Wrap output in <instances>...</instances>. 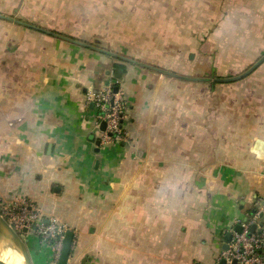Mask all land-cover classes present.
Returning <instances> with one entry per match:
<instances>
[{
  "label": "crops",
  "instance_id": "1",
  "mask_svg": "<svg viewBox=\"0 0 264 264\" xmlns=\"http://www.w3.org/2000/svg\"><path fill=\"white\" fill-rule=\"evenodd\" d=\"M263 56L264 0H0V195L68 225V264H215L264 198ZM115 81L122 140L89 98Z\"/></svg>",
  "mask_w": 264,
  "mask_h": 264
},
{
  "label": "built area",
  "instance_id": "2",
  "mask_svg": "<svg viewBox=\"0 0 264 264\" xmlns=\"http://www.w3.org/2000/svg\"><path fill=\"white\" fill-rule=\"evenodd\" d=\"M118 82L108 84L100 93L89 97L97 107L95 127L100 129L103 121L107 128L103 134L108 139H125L122 121L126 101L120 90L115 91ZM254 213H248L246 220H239L241 231L232 229L228 249H223L215 264H264V198L260 199ZM0 214L20 234L27 228L39 240L52 247L55 258L60 259L64 238L69 231L66 223L57 217H46L42 210L26 199L7 200L0 195ZM256 226L255 231L252 228ZM35 228V229H34Z\"/></svg>",
  "mask_w": 264,
  "mask_h": 264
},
{
  "label": "water",
  "instance_id": "3",
  "mask_svg": "<svg viewBox=\"0 0 264 264\" xmlns=\"http://www.w3.org/2000/svg\"><path fill=\"white\" fill-rule=\"evenodd\" d=\"M264 61V56L260 58L257 63H255L252 66V69L258 67L262 62ZM123 70L122 69H116L115 71V77L118 79L122 78ZM119 88L115 87V91L118 92ZM99 91H96L98 93ZM107 128V123L105 121L102 122L100 129L102 131H105ZM35 229V228H34ZM256 226L252 228V231H255ZM236 231L240 232L241 231V226H237L235 228ZM29 233V230L25 228L23 230V233L20 234L17 232L11 225L10 223L6 220V218L0 214V236H5L8 239H10L20 251V253L24 257L25 264H34L31 250L29 248V239L25 237V235ZM74 232L69 230L64 238V246L63 250L59 259L58 264H68L71 252H72V246H73V241H74ZM232 239V232H228L225 235V243L223 246V249H228V242ZM85 260L81 264H84ZM0 264H6L3 260L0 259Z\"/></svg>",
  "mask_w": 264,
  "mask_h": 264
},
{
  "label": "bare ground",
  "instance_id": "4",
  "mask_svg": "<svg viewBox=\"0 0 264 264\" xmlns=\"http://www.w3.org/2000/svg\"><path fill=\"white\" fill-rule=\"evenodd\" d=\"M0 259L6 264H25L24 257L15 244L5 236H0Z\"/></svg>",
  "mask_w": 264,
  "mask_h": 264
},
{
  "label": "trees",
  "instance_id": "5",
  "mask_svg": "<svg viewBox=\"0 0 264 264\" xmlns=\"http://www.w3.org/2000/svg\"><path fill=\"white\" fill-rule=\"evenodd\" d=\"M116 66L120 67L121 65H120V64H116ZM251 66H253V65H251ZM251 66H250V67H251ZM230 79H232V78H229L228 80H230ZM255 210H256L255 208L251 209L250 213H254Z\"/></svg>",
  "mask_w": 264,
  "mask_h": 264
},
{
  "label": "rangeland",
  "instance_id": "6",
  "mask_svg": "<svg viewBox=\"0 0 264 264\" xmlns=\"http://www.w3.org/2000/svg\"><path fill=\"white\" fill-rule=\"evenodd\" d=\"M263 221H264V217H263V219H262Z\"/></svg>",
  "mask_w": 264,
  "mask_h": 264
}]
</instances>
